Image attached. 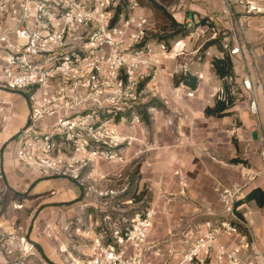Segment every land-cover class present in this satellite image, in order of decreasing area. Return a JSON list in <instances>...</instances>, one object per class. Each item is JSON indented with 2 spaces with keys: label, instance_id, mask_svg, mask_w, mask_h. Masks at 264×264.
<instances>
[{
  "label": "built area",
  "instance_id": "obj_1",
  "mask_svg": "<svg viewBox=\"0 0 264 264\" xmlns=\"http://www.w3.org/2000/svg\"><path fill=\"white\" fill-rule=\"evenodd\" d=\"M220 1L237 21L235 45L222 46L236 54L247 18L263 15L264 8L254 0ZM141 8L140 0H0V87L21 93L29 106L14 136L18 160L41 175L106 182L89 187L95 198L87 219L63 226L73 246L63 249L66 264H264L247 223L236 214V193L225 189V214L203 221L196 236L177 247L170 238L150 240L156 203L141 206V189H129V176L94 172L100 163H125L124 148L135 140L110 120L116 95L135 100L142 85L160 74L156 56L168 53L165 43L149 39L150 20ZM183 24L198 29L210 20L187 14ZM179 69L187 73L185 65ZM242 85L253 91L250 77ZM249 109L258 114L255 97ZM3 112L0 102V119ZM140 118L135 113L133 121ZM261 160L264 165V149ZM4 219L0 214V264H23L35 248ZM14 252L19 254L10 260Z\"/></svg>",
  "mask_w": 264,
  "mask_h": 264
},
{
  "label": "crops",
  "instance_id": "obj_2",
  "mask_svg": "<svg viewBox=\"0 0 264 264\" xmlns=\"http://www.w3.org/2000/svg\"><path fill=\"white\" fill-rule=\"evenodd\" d=\"M156 1L182 24L187 14H196L209 19L212 26V31L209 26L202 25L194 33L199 36L200 30L208 32L204 57L194 55L201 46L196 48V37L191 39L189 36L180 41L175 39L172 51L183 52L180 59L167 54L156 56L162 76L146 81L143 92L150 91L151 95H142L144 105L151 101L159 104L148 106L154 119L148 126L127 128V133L138 137V141L126 150L127 158L131 163H138L142 181L151 183L156 203L155 221L158 217L169 219L172 233L168 238L180 247L196 236L203 221L225 214L222 201L225 189L236 193L237 199L245 197L255 187L264 190L261 160L264 149V14L247 18L240 51L229 53L234 71L231 80L230 77L220 78L212 63L214 58H222L226 53L221 45L223 40L235 45L237 21L223 12L221 1ZM254 1L264 8V0ZM141 12L152 13L143 6ZM215 29L227 30L221 41L215 39ZM181 42L183 45L180 46ZM181 65L197 77V88L173 85V76L180 71ZM244 77H250L253 91L243 87ZM168 82L172 87L170 93L165 87ZM226 84L231 85L233 105L222 116H207L206 107L215 105ZM8 91L0 87V102L4 106L0 119V189L21 194L22 198L11 197L6 204L1 202L0 214L4 220L15 223L12 230L25 234L35 248L23 264L32 263L34 258H40V264H66L68 253L63 249L70 246L73 251V246L70 245V233L63 226L76 217L87 219L95 196L87 195L84 182L67 176L41 175L18 160L17 142L13 149L14 136L24 126L29 106L22 94L11 97ZM180 91L193 95H175ZM253 97L257 99L258 114L249 109ZM145 130L154 147L147 156L153 164L151 167H147L144 160L135 161L143 152ZM62 181H69L77 190H59ZM237 207L241 219L248 225L251 239L264 254V208L255 201ZM9 222H4V227H9ZM153 228L150 240H153ZM74 239L81 237L74 235ZM80 251L87 253L88 247L81 245ZM18 254L12 253L9 259H16Z\"/></svg>",
  "mask_w": 264,
  "mask_h": 264
},
{
  "label": "rangeland",
  "instance_id": "obj_3",
  "mask_svg": "<svg viewBox=\"0 0 264 264\" xmlns=\"http://www.w3.org/2000/svg\"><path fill=\"white\" fill-rule=\"evenodd\" d=\"M147 17L150 20V26H149V39L151 40H159L162 41L163 43H165L166 46V50H167V55H170L172 57H174L175 59H180V57L184 56V55H180V56H174L175 53L174 51H172L173 46L176 44L175 39L178 38V40L180 41L181 39L186 38L187 36L192 37L191 39H194L196 37L197 41H196V48L198 46H201L199 49H197L194 53L195 56L199 57V56H203L204 57V53H203V48L205 43H207V39H208V32L206 30H200L198 32L199 36H194V33L198 30L197 28H188L187 26L183 25V28L188 29L187 35H172V30L170 25L168 24V26H165V20L163 19H159V17H155L153 13L150 14H146ZM209 26V30L212 31V26L211 24L208 25ZM227 30H223L221 29L220 31H217L215 29V39H217L218 41L224 37V35L226 34ZM228 34V33H227ZM190 39V38H187ZM222 40V39H221ZM220 40V41H221ZM225 40H223L221 42V45L223 44ZM183 45V42H181L180 46ZM223 47V46H222ZM173 54V55H171ZM183 72H178L175 75H179ZM189 73V72H187ZM186 74V73H185ZM174 75V76H175ZM159 78L162 76L161 74H158ZM157 76V77H158ZM173 76V78H174ZM174 85V84H173ZM143 87V85H142ZM168 89V93H170V90L172 89L171 87V83H167L165 86ZM172 92V91H171ZM8 95H10L11 97H13L14 95L18 97V95L20 96L21 93L13 91V90H9L8 91ZM172 95L173 92L171 93ZM142 95H151V92H141V95H137L136 99L133 101H128L125 99L124 95H116V100L114 105L110 106V110H112V112H110V120L112 121L113 124H115L117 126V129L123 133L124 135H129V136H133L134 137V141L133 143L130 145L132 146L135 142L138 141V137L135 135H132L130 133H127V128L128 127H132V126H138V125H150L151 121L154 119L152 114L149 112V107H145L144 106V102H143V98ZM168 95V94H167ZM175 95H188V93H182V91H180L178 94ZM26 99V98H25ZM27 101V100H26ZM125 102H128V104L126 105ZM152 106L158 105L157 101H152ZM26 108V107H25ZM144 111H146L147 113V118L145 117ZM135 113H138L140 115V123H136L133 121L134 115ZM134 122V123H133ZM144 137H145V143L143 144V152H141V155H137L136 156V160H144L146 161V166L147 167H151L153 166L152 162L150 160H148V157L150 155V152L154 149V147L152 146V144L150 143V140L147 137V130H145V132H143ZM127 146L124 148L123 151V157L124 159H126L125 163H117V162H113L110 161V164H106V163H100L94 170V172L101 174H110V177H112L113 175H122L121 177L124 176H129V189H132L133 187H140L141 189V194H140V199H143V202L139 201V204L141 206H148V202L149 200L152 201L153 197H154V191L152 190V188H150L151 183L148 182H143L142 181V175L138 174L139 170H138V163L137 162H132L131 160H129L127 158V153L126 150L130 147ZM17 145H16V141H14L13 143V149H16ZM140 157V158H139ZM245 162V161H244ZM246 165V163H244ZM118 178V176H117ZM120 180H118V184H121L123 182V180H121V178H119ZM2 179L0 178V181ZM88 182L87 180L84 181V185L86 187V192L89 191V187L94 186L97 188H100L101 185L106 184L104 179H98V180H94L93 178H89ZM110 184H112L110 182ZM143 184V185H142ZM117 185V184H116ZM88 188V189H87ZM59 190H77L76 187L74 186V184L70 183L69 181H62L60 182V186L58 187ZM5 190H1L0 189V204L1 202H3V197H4V192ZM87 194V193H86ZM93 194V193H92ZM90 193H88L87 195L90 196L92 195ZM94 196V194L92 195V197ZM95 197H93L92 199L94 200ZM139 198L136 199V201L138 202ZM1 212V210H0ZM11 213H14V211L12 210ZM130 216L135 214L134 210H131L129 212ZM35 215V211L32 213V215L30 216V220L33 219ZM160 218V219H159ZM156 219V218H155ZM171 222L168 220H166V217H158V221L154 223V228L151 234V238L154 240H161V239H165L168 238L169 236H171L172 233V229L171 227ZM20 235H25V234H20ZM32 263L29 264H40L42 262V260L39 258H34L32 260ZM30 262V261H28ZM28 264V263H27Z\"/></svg>",
  "mask_w": 264,
  "mask_h": 264
},
{
  "label": "trees",
  "instance_id": "obj_4",
  "mask_svg": "<svg viewBox=\"0 0 264 264\" xmlns=\"http://www.w3.org/2000/svg\"><path fill=\"white\" fill-rule=\"evenodd\" d=\"M140 4L141 6L148 8L154 14L155 17H159V19L165 20L166 22L164 24L165 26H168V24L170 25L173 36L179 34L187 35L188 29L183 28L182 23L176 21L172 17V15L156 0H140ZM201 22L205 24L206 19H203ZM205 47H207V45H205ZM205 47L203 48V51ZM212 63L214 64L216 73L220 78H228L234 76L233 62L231 60L229 53L226 52L222 58H214ZM173 81L175 86L184 84L191 89L197 88L198 85L197 77L191 75L190 73H186V74L181 73L179 75H175ZM230 92H231V85L226 84L224 87V91L217 96L215 105L212 107L210 106L206 107L205 114L207 116H222L226 114L224 112L233 105V101H234V98L233 96H231ZM152 103L153 102L151 101L150 103L144 106L148 107L152 105ZM145 113L147 112L144 111V114ZM145 117L147 118V114H145ZM11 197L20 199L22 198V195L18 193H14L13 191L7 189L3 197V204H6ZM250 201H255L260 208H264V190L260 187H255L251 189L245 195V197L241 199H237L235 201V206ZM236 214L238 215L239 218H241L240 212L236 211Z\"/></svg>",
  "mask_w": 264,
  "mask_h": 264
}]
</instances>
